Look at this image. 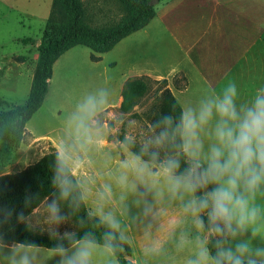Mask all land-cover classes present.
I'll use <instances>...</instances> for the list:
<instances>
[{
  "label": "clouds",
  "instance_id": "1",
  "mask_svg": "<svg viewBox=\"0 0 264 264\" xmlns=\"http://www.w3.org/2000/svg\"><path fill=\"white\" fill-rule=\"evenodd\" d=\"M111 95L108 87L86 91L67 114L51 198L41 200L26 191L24 209L28 211L0 206V264H46V260L94 264L98 248L115 254L128 242L115 212L104 211L113 197L110 184L101 185L96 193L101 203L87 210L89 220L96 219L107 228L103 245L92 231L80 235L75 230H59L92 196L91 187L77 179L76 170L83 167L89 152L107 144L101 117ZM238 100V87L229 81L219 92L209 91L195 103L184 104L178 115L172 105L169 112L161 113L146 129L127 134L122 142L128 155L120 161L115 177L120 201L130 194L144 216L155 218L154 204L165 193L179 200L199 233L195 255L187 264H264V204L257 202L264 197V87L256 89L250 100ZM137 144L138 151H132ZM127 211L125 205L121 215ZM14 217L27 231L47 232L54 246L45 250L29 242H9L3 229L13 227ZM76 224L83 228L85 220L77 217ZM257 238L260 244L253 243Z\"/></svg>",
  "mask_w": 264,
  "mask_h": 264
},
{
  "label": "rangeland",
  "instance_id": "2",
  "mask_svg": "<svg viewBox=\"0 0 264 264\" xmlns=\"http://www.w3.org/2000/svg\"><path fill=\"white\" fill-rule=\"evenodd\" d=\"M82 1L87 22L96 28L117 24L127 13L119 0ZM152 1L155 9L156 7L160 9L166 0H150ZM53 2L54 0H0V98L10 104L24 103L28 99L39 56L40 41L53 10ZM152 22L147 30V27L138 30L122 39L112 50L101 53V61L91 59L92 54L96 56L99 54L84 45L72 47L65 52L54 64L44 109L31 118V124L35 126L38 134L53 135L60 132L63 136L65 118L84 92L94 91L98 87H108L112 92L110 104L117 102L119 96L122 103L124 83L130 78H139L137 85L139 95L135 98L132 108L123 111L121 103L117 102L116 105L107 107L101 117L106 129L107 144L100 151L108 153L103 162L110 170V177L113 179L112 191L118 200L121 189L117 187L115 177L119 173L120 161L126 158L121 136L146 129L163 113L165 89L172 91L173 85L184 84V78L180 74L174 79H166L143 73L139 69L144 61H152L155 57L157 22L154 20ZM158 37L164 39L160 34ZM5 109H8L7 105L0 106V111ZM52 147L47 139L35 140L26 128L24 138L14 152L13 160L8 164L12 161H17L15 164H18V161L21 162V159L25 158L23 164L27 168L40 160ZM7 165L0 164V175L7 174L5 173ZM135 199L136 197L130 194L126 198L131 203ZM126 205L128 208L126 216L130 218L134 231L138 230L140 220L145 218V231L153 237V242L156 243L158 240L164 242L168 235H173L170 239L171 245L164 242L161 246L163 251L167 249L173 252L182 251L179 256H174L171 264H187V261L194 257L199 233L191 218L187 223L180 217L178 223L168 224L166 220L163 222L156 218L162 216V213H158L159 208L156 204L154 209L158 214L155 218L151 215L144 216L142 207L135 208L134 203L129 206L126 202ZM134 208L137 213L133 212ZM64 211L68 212L66 207ZM138 211L141 212L139 215ZM77 228L76 220L72 217L71 222L62 225L59 230L76 231ZM40 234L49 236L47 232ZM253 243L260 244L261 241L257 238ZM50 262L52 261L46 260V264H51ZM41 264H45V261H41Z\"/></svg>",
  "mask_w": 264,
  "mask_h": 264
},
{
  "label": "crops",
  "instance_id": "3",
  "mask_svg": "<svg viewBox=\"0 0 264 264\" xmlns=\"http://www.w3.org/2000/svg\"><path fill=\"white\" fill-rule=\"evenodd\" d=\"M153 20L157 22V35L160 34L164 39L156 37L154 59L144 61L139 69L143 73L166 79H174L180 74L184 78V84L173 85L171 89L181 107L186 103H195L209 91L219 92L229 81H234L238 87V102L250 100L256 89L264 87V0H166L160 9L156 7V15L147 28L145 27L146 30L151 27ZM100 54L97 53L100 59L95 61H101ZM49 81L50 90L52 79ZM117 102L121 103V96ZM117 102L109 106H114ZM44 106L45 103L37 112L44 109ZM31 123L30 119L26 128L35 140L47 139L57 151L61 150L64 135L60 132L53 135L38 134ZM107 155L108 153L100 150L91 151L84 157L83 167L76 170L77 179L85 180L92 189L87 208H96L101 203L96 196L101 185H111L113 182L110 170L103 162ZM127 155L126 150V158ZM24 160L25 158L21 159L18 164H15L17 161H12L5 166V173L23 170L26 167ZM126 202L129 206L133 205L129 200L122 203L115 198L113 192L112 200L104 205V211H114L117 219L121 221L132 247L134 262L173 263L174 256H179L182 251L161 250L164 242L171 245L170 239L173 235H168L164 242H153V237L145 231V218L140 220L138 230L134 231L126 213L121 215ZM257 202L264 204V197H258ZM156 205L159 208L158 213H162L161 217L156 218L163 222L166 220L168 224L178 223L180 217L183 222L189 221L190 217L182 211L181 202L169 199L167 193ZM135 208L133 212L137 213ZM140 213L138 211V215ZM154 248L158 250L153 251ZM50 263L54 264V261ZM94 264L120 263L115 254H105L100 247L94 256Z\"/></svg>",
  "mask_w": 264,
  "mask_h": 264
},
{
  "label": "trees",
  "instance_id": "4",
  "mask_svg": "<svg viewBox=\"0 0 264 264\" xmlns=\"http://www.w3.org/2000/svg\"><path fill=\"white\" fill-rule=\"evenodd\" d=\"M119 1L127 11L125 17L117 24L96 28L87 22L82 0H54L53 10L40 41L39 56L27 101L10 104L0 98V106H8V109L0 111L1 165H7L20 146L26 132L27 122L43 105L49 92V80L53 75L54 64L65 52L78 45L87 46L94 53L108 52L125 37L145 28L156 15V9L150 0ZM91 57L93 60L100 59L95 54ZM138 81L139 78H130L124 83L121 103L123 111L130 110L135 104V98L139 95ZM172 105L176 106L175 114L178 115L181 105L173 92L165 89L163 113L169 112ZM124 139L125 136H121L122 142ZM138 149L137 144L132 151H138ZM57 153L56 148L52 147L40 160L24 170L0 175V206L14 208L16 212L28 211L24 209L26 191L38 194L41 200L45 197L51 198L54 191L51 180ZM184 166L182 159L181 169ZM87 210V206H81L80 211L73 217L75 220L77 217L85 220L84 227L81 228L78 225L76 231L80 235L85 231L94 232L97 240L103 245L102 236L107 228L99 225L96 219L89 220ZM12 225L11 229L7 225L3 229L9 242L13 240L29 242L48 248H52L55 244V241L47 235L27 231L23 224L16 223L15 217ZM208 247L214 254L213 244L209 243ZM115 256L120 264H136L132 259V247L129 242L123 243L122 249L117 251Z\"/></svg>",
  "mask_w": 264,
  "mask_h": 264
},
{
  "label": "water",
  "instance_id": "5",
  "mask_svg": "<svg viewBox=\"0 0 264 264\" xmlns=\"http://www.w3.org/2000/svg\"><path fill=\"white\" fill-rule=\"evenodd\" d=\"M151 4H153V1L151 2Z\"/></svg>",
  "mask_w": 264,
  "mask_h": 264
}]
</instances>
